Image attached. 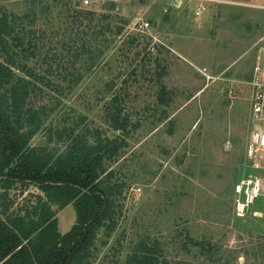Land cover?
Listing matches in <instances>:
<instances>
[{
    "label": "rangeland",
    "instance_id": "1",
    "mask_svg": "<svg viewBox=\"0 0 264 264\" xmlns=\"http://www.w3.org/2000/svg\"><path fill=\"white\" fill-rule=\"evenodd\" d=\"M83 1L0 0V10L18 53L3 92L26 95L15 121L39 125L30 146L56 158L125 141L104 161V185L121 188L91 264L145 252L158 264H264V196L243 217L234 210L241 179L264 185V160L246 157L264 0ZM112 116L127 119L125 131ZM26 186L10 197L33 205L41 191ZM52 209L66 234L74 206Z\"/></svg>",
    "mask_w": 264,
    "mask_h": 264
},
{
    "label": "trees",
    "instance_id": "2",
    "mask_svg": "<svg viewBox=\"0 0 264 264\" xmlns=\"http://www.w3.org/2000/svg\"><path fill=\"white\" fill-rule=\"evenodd\" d=\"M10 30L8 16L0 10V264H91L96 232L112 219L114 195L121 188L104 185V161L117 157L125 141L117 137L95 146L78 145L56 158L31 147L39 125L25 131L15 121L26 95L3 92L14 79L18 55ZM118 116L110 117L112 127L125 131L128 121ZM25 184L38 185L42 193L33 205L10 197L19 187L27 192ZM53 205L59 210L74 206L77 222L66 234L59 232ZM145 253L128 264H158L153 253Z\"/></svg>",
    "mask_w": 264,
    "mask_h": 264
},
{
    "label": "built area",
    "instance_id": "3",
    "mask_svg": "<svg viewBox=\"0 0 264 264\" xmlns=\"http://www.w3.org/2000/svg\"><path fill=\"white\" fill-rule=\"evenodd\" d=\"M95 1L97 0H84L83 4L90 5ZM249 85L250 133L246 143V157L249 160L260 157L264 160V64L258 63L253 67ZM253 167L260 168L258 164ZM234 193V210L238 217H243L250 213L255 203L264 196L263 181L257 174L250 175L236 184Z\"/></svg>",
    "mask_w": 264,
    "mask_h": 264
},
{
    "label": "water",
    "instance_id": "4",
    "mask_svg": "<svg viewBox=\"0 0 264 264\" xmlns=\"http://www.w3.org/2000/svg\"><path fill=\"white\" fill-rule=\"evenodd\" d=\"M256 215H258V213Z\"/></svg>",
    "mask_w": 264,
    "mask_h": 264
},
{
    "label": "crops",
    "instance_id": "5",
    "mask_svg": "<svg viewBox=\"0 0 264 264\" xmlns=\"http://www.w3.org/2000/svg\"><path fill=\"white\" fill-rule=\"evenodd\" d=\"M68 207V206H67Z\"/></svg>",
    "mask_w": 264,
    "mask_h": 264
}]
</instances>
